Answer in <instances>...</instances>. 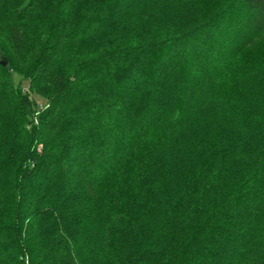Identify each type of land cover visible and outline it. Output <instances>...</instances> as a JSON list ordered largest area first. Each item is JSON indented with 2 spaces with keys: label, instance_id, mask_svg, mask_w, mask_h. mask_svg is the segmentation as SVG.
Returning <instances> with one entry per match:
<instances>
[{
  "label": "trees",
  "instance_id": "trees-1",
  "mask_svg": "<svg viewBox=\"0 0 264 264\" xmlns=\"http://www.w3.org/2000/svg\"><path fill=\"white\" fill-rule=\"evenodd\" d=\"M0 264H264V0H0Z\"/></svg>",
  "mask_w": 264,
  "mask_h": 264
},
{
  "label": "rangeland",
  "instance_id": "rangeland-1",
  "mask_svg": "<svg viewBox=\"0 0 264 264\" xmlns=\"http://www.w3.org/2000/svg\"><path fill=\"white\" fill-rule=\"evenodd\" d=\"M255 53H258V52L255 51ZM255 53L251 54L249 57L247 56V58L245 59V63H251V62H253L256 59ZM5 63L6 62H3V64H5ZM13 80H14L15 85H17L20 82H22V77L20 75H18V74H13ZM24 85H25V88L28 89L27 84L24 83ZM31 95L36 100V102H37V104L39 106L45 104V100L41 96H39V95H37L35 93H32Z\"/></svg>",
  "mask_w": 264,
  "mask_h": 264
}]
</instances>
